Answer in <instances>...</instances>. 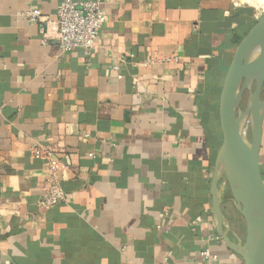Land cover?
I'll use <instances>...</instances> for the list:
<instances>
[{"label": "crops", "instance_id": "1", "mask_svg": "<svg viewBox=\"0 0 264 264\" xmlns=\"http://www.w3.org/2000/svg\"><path fill=\"white\" fill-rule=\"evenodd\" d=\"M62 1L0 0V264H203L205 248L246 264L216 229L211 183L225 78L264 0H99L96 47L69 52ZM34 146L61 163L67 200L49 209ZM260 164L264 177V123Z\"/></svg>", "mask_w": 264, "mask_h": 264}, {"label": "water", "instance_id": "2", "mask_svg": "<svg viewBox=\"0 0 264 264\" xmlns=\"http://www.w3.org/2000/svg\"><path fill=\"white\" fill-rule=\"evenodd\" d=\"M249 97L241 108L245 92ZM264 11L239 43L228 69L220 101L223 133L215 160L211 195L216 229L246 264H264V177L260 151L264 123ZM250 122L251 135L242 131ZM225 176L232 200L246 223L242 242L227 232L220 184Z\"/></svg>", "mask_w": 264, "mask_h": 264}, {"label": "built area", "instance_id": "3", "mask_svg": "<svg viewBox=\"0 0 264 264\" xmlns=\"http://www.w3.org/2000/svg\"><path fill=\"white\" fill-rule=\"evenodd\" d=\"M24 17L37 23L40 32L45 36L49 19L43 14L39 7H28L23 12ZM56 22L58 24V45L64 52L76 48H84L91 51L97 45V41L106 22V15L102 3L99 0H63L57 10ZM43 42H46L44 39ZM114 65L113 68H118ZM3 105H0V111ZM33 152L37 157L46 159V170L48 185L45 187L39 202L44 209H49L67 200L66 192L59 179L61 163L50 152L40 151L34 146ZM204 256L203 264L216 261L218 256L212 254L208 248L201 250Z\"/></svg>", "mask_w": 264, "mask_h": 264}, {"label": "rangeland", "instance_id": "4", "mask_svg": "<svg viewBox=\"0 0 264 264\" xmlns=\"http://www.w3.org/2000/svg\"><path fill=\"white\" fill-rule=\"evenodd\" d=\"M257 0H255V2H256ZM250 3H252L253 2V0H251V1H249ZM255 2H253L254 4H255ZM255 22H256V20H255ZM248 97H249V92H248V90L245 92V95H244V98H243V103H242V106H241V108H245V106H246V104H247V101H248ZM263 97H264V92H263ZM223 185H227V183H224L223 184V182H222V186ZM227 190H226V194H223V197H225V201H224V205L225 206H228V203H230L231 202V199H232V197H231V194H230V190H229V186L227 185V188H226ZM240 217V214L238 215V218Z\"/></svg>", "mask_w": 264, "mask_h": 264}, {"label": "bare ground", "instance_id": "5", "mask_svg": "<svg viewBox=\"0 0 264 264\" xmlns=\"http://www.w3.org/2000/svg\"><path fill=\"white\" fill-rule=\"evenodd\" d=\"M242 131H243V133H244V135H245L246 137H248V136L251 135V125H250V122H249V121H248V122L245 121V122L243 123V129H242ZM222 182H223V184H224V183H227L225 176L223 177ZM222 182H221V185H220L219 187L222 186ZM220 191H221V188H220Z\"/></svg>", "mask_w": 264, "mask_h": 264}, {"label": "trees", "instance_id": "6", "mask_svg": "<svg viewBox=\"0 0 264 264\" xmlns=\"http://www.w3.org/2000/svg\"><path fill=\"white\" fill-rule=\"evenodd\" d=\"M254 23V22H253Z\"/></svg>", "mask_w": 264, "mask_h": 264}]
</instances>
